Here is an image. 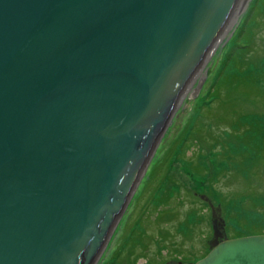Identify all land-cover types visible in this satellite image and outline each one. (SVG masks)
Segmentation results:
<instances>
[{
	"label": "water",
	"instance_id": "water-1",
	"mask_svg": "<svg viewBox=\"0 0 264 264\" xmlns=\"http://www.w3.org/2000/svg\"><path fill=\"white\" fill-rule=\"evenodd\" d=\"M246 1L0 0V264H99ZM193 264H264V234L212 220Z\"/></svg>",
	"mask_w": 264,
	"mask_h": 264
},
{
	"label": "rangeland",
	"instance_id": "rangeland-1",
	"mask_svg": "<svg viewBox=\"0 0 264 264\" xmlns=\"http://www.w3.org/2000/svg\"><path fill=\"white\" fill-rule=\"evenodd\" d=\"M255 2L249 0L238 16L236 27L228 30L226 40L219 43L210 57L204 74L195 79L201 80V89L197 93L194 88L188 91L176 109L140 187L129 201L115 238L99 264H156L169 259L193 264L209 250L212 220H216V227L224 238H231L239 230H248L253 235L264 229V120L243 117V131L239 135L245 138L240 142L234 139L235 145L227 144L231 137H225L237 122V112L264 116L263 96L238 82H233V90L228 86L229 76L235 74L240 78L241 74L235 73V68L223 57L238 41L239 23L252 4L257 6ZM257 25L251 37L255 51L247 58L255 63L258 60L253 72H256L255 83L261 91L264 90L262 17ZM212 90L218 94V99L212 96ZM198 115H201L199 119ZM248 124L255 129H249ZM185 129L191 130V134L179 147L178 141ZM197 131H201L200 135ZM206 134L215 135L205 138ZM198 136L202 140L195 144L192 138ZM213 138L217 141H212ZM248 153L255 154L254 157L260 155L261 159L252 173H248L250 179L245 180L236 169H240L237 160ZM243 166L240 167L244 169ZM165 168L167 176L159 188L157 180L165 174ZM163 192L168 195L163 208L159 205L153 209L151 204H157ZM148 199L152 200L148 202Z\"/></svg>",
	"mask_w": 264,
	"mask_h": 264
},
{
	"label": "trees",
	"instance_id": "trees-1",
	"mask_svg": "<svg viewBox=\"0 0 264 264\" xmlns=\"http://www.w3.org/2000/svg\"><path fill=\"white\" fill-rule=\"evenodd\" d=\"M255 1H256L255 3H257V6L255 7L254 4H252V7H250L248 9V11L246 12L243 20L239 23V33L237 34L238 41H236V43L233 44V46H231V47H229L227 49V51L224 53L223 57H225V59L232 64V66L235 68V73H239L240 72V74H241L240 78H238L237 76H235V74H233V75H231V76L228 77L229 78V80H228V86L231 87V90L235 89V88L232 87L233 82H238L239 84H244V85L249 86L251 89H253L254 91H256V93L260 97L261 96L264 97V90H261V91L259 90L257 84L255 83L256 82L255 81L256 72L255 73L253 72L255 65H257V63H258V60H256L257 63H255L254 61H251L250 59L247 58L249 54H252L255 51V49H253L252 41H251V37L254 36L253 35V32H254L253 28L256 29V27L258 26L257 24L259 22L260 17H262L263 22H264V0H255ZM237 30L238 29H236V32H237ZM261 59L262 58H260V60ZM237 64L239 65V67H243V68L242 69H238L239 67L237 66ZM259 73L260 72H258V74ZM216 85H217V83H216ZM201 87H200V89H201ZM211 93H213V95H212L213 97H215L216 99H218V94L215 93V90H212ZM206 107H209V106H206ZM239 114H240V112H237L236 113L235 118L237 117V122H236V124H233L232 127L230 128L231 129V132H229V135L225 136L227 138L228 137H231V139L229 140V142H227V144L231 142L232 145H235L234 139H237L240 142V139L242 140V139L245 138V137L244 138L243 137L240 138V135H239V133H242V131H243V129H242V126L244 125L242 123L243 117L255 116V117H258L260 119L262 118L261 121L264 120V116L263 115H256V114L239 115ZM198 116H199L198 117V119H199L201 115H198ZM258 125H260V124L258 123ZM247 126L249 127V129H252V130L255 129L253 127V125L251 126V124H248ZM200 133H201V131H197L196 132V134H199V135H200ZM190 134H191V130H189V132H188V129H185V132H184L183 137L181 138L180 141H178L179 147L182 146V143H183V141L186 140V138L188 139V136ZM214 135H212V136H214ZM212 136L206 134L205 138H208V137L212 138ZM221 138H222V140L224 139L223 136H221ZM221 138H219V140ZM214 139L215 138H213L212 141H217V140H214ZM192 140H193L192 142H195V144H196V143H199V140H202V139L200 138V136H198V137L192 138ZM191 154L192 153H190V155ZM202 155H204V154L202 153ZM254 156H255V154H254ZM254 156H251V154L248 153V154L245 155L244 158H241V159L237 160V162H238L237 163L238 164L237 166L240 169H236V170L238 171V173L240 175L241 174L243 175L242 177L245 180L246 179H248V180L250 179V178H248V173L250 171L252 173V170H254V167H255L256 163L261 159V156L260 155L258 157H254ZM243 165H245L247 167H245ZM240 166H243L244 169H242ZM166 168H165V174L162 175L157 180L158 187L160 186L159 188H162V184H163L162 182L164 181V179H166L167 170H168ZM198 168L199 169H202L200 165H198ZM163 195H164V192L159 195V197L157 198L158 199V203L157 204H156V202H154L153 204H151L153 206V209L156 210V208H159V205H161L162 208H163V202H166L167 199H168V195H166V194L164 196ZM174 198H177V196L174 197ZM150 200H152V199H148V202H150ZM154 201H155V199H154ZM161 211H163V210H161ZM162 214L163 213H161V216H162ZM184 224L185 225L183 227L186 228V225L187 224L186 223H184ZM263 230L264 229H261L260 232L259 231H256L255 234H253V235L264 234V231ZM250 235H252V234H250L248 230H246V231L239 230V231L235 232L234 234H232L231 238L245 237V236H250ZM223 238H224V236H223ZM206 253H207V251L202 255V257ZM174 260L180 261V263H182L181 260H178V259H174ZM164 262H166V260H163V261L158 262L156 264H162Z\"/></svg>",
	"mask_w": 264,
	"mask_h": 264
},
{
	"label": "bare ground",
	"instance_id": "bare-ground-1",
	"mask_svg": "<svg viewBox=\"0 0 264 264\" xmlns=\"http://www.w3.org/2000/svg\"><path fill=\"white\" fill-rule=\"evenodd\" d=\"M248 2H249V0H247V1L245 2L244 6H243L242 9L240 10V12H242V11L244 10V8H245V6L247 5ZM240 12H239V14H240ZM239 14H238L237 17L235 18V20H234V22L232 23V25L229 27L230 30H233V29L236 27L235 25L239 22V18H240V17H238ZM237 21H238V22H237ZM229 29H228V30H229ZM228 30H227V32H228ZM227 32H226V33H227ZM226 33H225L224 37L222 38L221 42L224 41L223 39H225ZM227 34H228V33H227ZM225 40H226V39H225ZM221 42H220V43H221ZM216 52H217V51H216ZM207 67H208V66H207ZM205 68H206V67H204L203 71L201 72V74H200V76H199V79H200L201 76L204 74V70H205ZM196 82H198V80H197V81H196V80L193 81V83H192V85H191L189 91L192 90V89L195 87ZM135 192H136V191H135ZM135 192H134V193H135ZM114 238H115V237H114ZM108 249H109V248H108ZM108 249H107V251H108ZM107 251H106V253H107ZM106 253H105V254H106Z\"/></svg>",
	"mask_w": 264,
	"mask_h": 264
},
{
	"label": "flooded vegetation",
	"instance_id": "flooded-vegetation-1",
	"mask_svg": "<svg viewBox=\"0 0 264 264\" xmlns=\"http://www.w3.org/2000/svg\"><path fill=\"white\" fill-rule=\"evenodd\" d=\"M169 260H172V259H169ZM166 261H168V260H166ZM174 261H176V260H174ZM176 262H179L180 263V261H176ZM180 264H182V263H180Z\"/></svg>",
	"mask_w": 264,
	"mask_h": 264
}]
</instances>
